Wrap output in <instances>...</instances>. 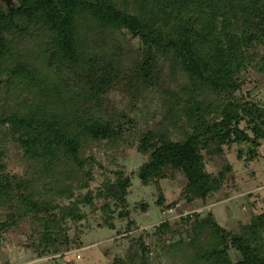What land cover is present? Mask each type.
Masks as SVG:
<instances>
[{"label": "trees", "instance_id": "16d2710c", "mask_svg": "<svg viewBox=\"0 0 264 264\" xmlns=\"http://www.w3.org/2000/svg\"><path fill=\"white\" fill-rule=\"evenodd\" d=\"M255 81L264 0H0V254L20 230L37 258L64 256L93 214L129 240L112 264H264V211L229 226L201 212L229 196L233 145L252 161L264 142ZM135 177L165 215L150 228ZM180 199L192 212L166 215Z\"/></svg>", "mask_w": 264, "mask_h": 264}, {"label": "rangeland", "instance_id": "374dc122", "mask_svg": "<svg viewBox=\"0 0 264 264\" xmlns=\"http://www.w3.org/2000/svg\"><path fill=\"white\" fill-rule=\"evenodd\" d=\"M244 77L247 80H256L259 74L252 72L245 74ZM244 95L253 100H264V86L259 81L249 82L244 87ZM237 152V144L228 152L235 168L225 187L229 196L201 208L202 213L212 211L217 220L227 226L239 220L249 222L254 213L264 211V142L256 150L257 157L252 161L246 158L239 160ZM122 161L126 164L129 173L138 170L142 157L132 151L127 159ZM206 168L210 169L207 165ZM162 185L167 202L181 197L182 185L177 180L165 179ZM132 190L133 194L129 196L131 204L142 202L146 205L145 211L138 208L139 205L133 210V216H137L142 226L150 228L151 225L164 219L165 215L156 205L157 192L152 186H142L139 178L135 177ZM176 205H179L177 209L180 212L191 211L193 208L185 199H180ZM97 217L90 214L89 219L82 222L84 246L72 248L66 255H58L56 258H37L25 247V232L20 230L9 232L5 236V248L0 254V264H112L116 255L125 253L129 240L117 235L116 230L99 227Z\"/></svg>", "mask_w": 264, "mask_h": 264}, {"label": "built area", "instance_id": "2783aa9c", "mask_svg": "<svg viewBox=\"0 0 264 264\" xmlns=\"http://www.w3.org/2000/svg\"><path fill=\"white\" fill-rule=\"evenodd\" d=\"M179 205H176L175 207H170L169 209H167L166 211H165V214L166 215H168V216H173V217H178V216H181V215H186V214H188V213H191L192 211H186L185 212V210H181V212H178L177 210V207H178ZM176 213V214H175Z\"/></svg>", "mask_w": 264, "mask_h": 264}, {"label": "water", "instance_id": "95a60500", "mask_svg": "<svg viewBox=\"0 0 264 264\" xmlns=\"http://www.w3.org/2000/svg\"><path fill=\"white\" fill-rule=\"evenodd\" d=\"M1 1L5 2L7 5H11L13 3V0H1ZM201 167L205 168V170L208 171L207 168L205 167L204 162H201Z\"/></svg>", "mask_w": 264, "mask_h": 264}]
</instances>
